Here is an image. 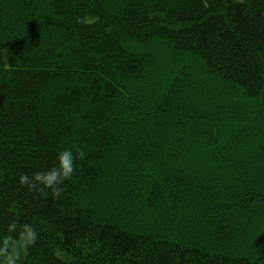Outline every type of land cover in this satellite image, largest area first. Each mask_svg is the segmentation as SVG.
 I'll list each match as a JSON object with an SVG mask.
<instances>
[{
    "label": "trees",
    "instance_id": "16d2710c",
    "mask_svg": "<svg viewBox=\"0 0 264 264\" xmlns=\"http://www.w3.org/2000/svg\"><path fill=\"white\" fill-rule=\"evenodd\" d=\"M3 56L20 264H264V0H0ZM64 148L58 197L20 185Z\"/></svg>",
    "mask_w": 264,
    "mask_h": 264
},
{
    "label": "clouds",
    "instance_id": "9594fccd",
    "mask_svg": "<svg viewBox=\"0 0 264 264\" xmlns=\"http://www.w3.org/2000/svg\"><path fill=\"white\" fill-rule=\"evenodd\" d=\"M7 60V56L0 57ZM55 166L43 172H37L34 176L19 175L21 186H27L29 190L50 189L54 196H59L63 182L72 176L75 170V157L70 148L62 149L56 157ZM15 233V235H13ZM38 238L36 229L31 224L18 225L11 221L6 225L3 234H0V264H20L22 256L26 255L29 248L35 245Z\"/></svg>",
    "mask_w": 264,
    "mask_h": 264
}]
</instances>
